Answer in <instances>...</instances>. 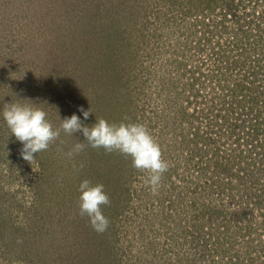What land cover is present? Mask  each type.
Listing matches in <instances>:
<instances>
[{
    "label": "rangeland",
    "instance_id": "rangeland-1",
    "mask_svg": "<svg viewBox=\"0 0 264 264\" xmlns=\"http://www.w3.org/2000/svg\"><path fill=\"white\" fill-rule=\"evenodd\" d=\"M218 91L244 108L218 112ZM263 95L264 0H0V264H264ZM12 102L54 128L144 124L169 163L159 194L118 152L68 159L81 132L25 161ZM83 180L110 198L103 234L79 215Z\"/></svg>",
    "mask_w": 264,
    "mask_h": 264
},
{
    "label": "clouds",
    "instance_id": "clouds-1",
    "mask_svg": "<svg viewBox=\"0 0 264 264\" xmlns=\"http://www.w3.org/2000/svg\"><path fill=\"white\" fill-rule=\"evenodd\" d=\"M79 111L85 120L91 113L83 108ZM2 117L11 134L23 145L20 149L21 157L30 164L37 153L46 151L50 144L60 137L61 131L70 136L81 132L84 141L76 140L72 149L65 154L68 159H73L86 147L102 148L106 153L118 152L131 159L133 168L147 173L146 183L154 195L159 194L163 186V176L169 169V163L163 158L158 140L144 124L109 123L103 118H97L94 124L88 126L73 113L62 120L59 118L60 126L54 128L43 109L34 104L19 102L5 103ZM83 167L81 163L79 168ZM78 191L79 215L87 216L92 229L98 234H103L110 223L102 212V206L110 205L104 185H93L89 180H83Z\"/></svg>",
    "mask_w": 264,
    "mask_h": 264
},
{
    "label": "trees",
    "instance_id": "trees-1",
    "mask_svg": "<svg viewBox=\"0 0 264 264\" xmlns=\"http://www.w3.org/2000/svg\"><path fill=\"white\" fill-rule=\"evenodd\" d=\"M241 21H242V33L245 35V33H244V29L246 28L245 27V25H246V15H242V17H241V19H240ZM262 23V22H261ZM257 24V23H256ZM220 56H223V51H222V53H221V55ZM218 62H219V59H218ZM220 67H217V72H219L218 71V69H219ZM226 70H224V72H225ZM198 73H199V71H197ZM220 74L222 73V72H219ZM210 74H214V71H212L211 70V73ZM206 75H208V73L206 74ZM220 77H218V79H219ZM211 81V80H210ZM238 84H240V85H242V83H239L238 81H237V85ZM239 92V91H238ZM264 96V95H263ZM243 97V96H242ZM241 93L240 94H237V96H235V97H228L227 95H225L223 92H221V91H218V93H217V96H214L213 98H212V101H211V103L212 102H214V105L217 103V106H218V108H219V110H218V112H221L223 109L222 108H220L221 106H225V107H230V105H231V107H232V110H235L236 108H238V107H242L243 106V108H244V104L242 103V101H241ZM249 101H251V103L250 104H252L253 102H254V98H250L249 97V100H248V102ZM244 103H246V102H244ZM219 104V105H218ZM212 105V104H211ZM198 108V107H197ZM214 108H215V106H214ZM217 110V109H216ZM254 113H256V112H254ZM258 115V114H257ZM218 116V115H217ZM216 118V117H215ZM218 119L220 120L221 118H220V116H218ZM212 135V132L208 129V131H207V133H206V135ZM213 139V138H212ZM246 142V141H245ZM246 143H248V145H250V142L248 141V142H246ZM219 174V173H218ZM235 174H237V173H235ZM209 179L207 178V181H208ZM209 182V181H208ZM217 189H220L219 190V192H223L225 189L224 188H222V187H220L219 186V188H217ZM229 189V188H228ZM223 190V191H222ZM231 199H233V196H232V194H231ZM244 201L246 200V204H248V201H247V199H243ZM239 204L241 205V206H244L243 205V203H242V200H239ZM215 208H217V207H215ZM217 209H219V207L217 208ZM216 210V209H215ZM221 210V209H220ZM201 223V221H199L198 222V224H197V227L199 226V224ZM201 227H202V225H200Z\"/></svg>",
    "mask_w": 264,
    "mask_h": 264
}]
</instances>
